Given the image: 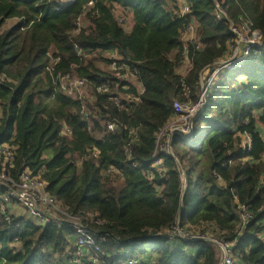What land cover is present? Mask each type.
I'll list each match as a JSON object with an SVG mask.
<instances>
[{
	"label": "trees",
	"instance_id": "trees-1",
	"mask_svg": "<svg viewBox=\"0 0 264 264\" xmlns=\"http://www.w3.org/2000/svg\"><path fill=\"white\" fill-rule=\"evenodd\" d=\"M89 1L0 0V75L7 77L0 83V145L16 148L11 178L18 182L29 168L42 175L47 192L72 214L104 221L95 229L109 235L103 245L107 261L124 254L148 256L155 264H217L209 243L158 236L180 220L184 228L204 227L228 241L237 239L240 264H264V45L252 49L243 69L218 77L193 138H174V157L159 156L164 170L159 173L152 167L157 133L173 118L174 100L197 101L200 72L225 56L233 35L215 19L213 0H93L95 6L88 8ZM179 1L191 7L185 19L175 16ZM220 1L231 19H251L264 42V0ZM115 6L131 18L129 31L117 23ZM83 14L86 26L74 35ZM9 20L17 23L4 29ZM189 22L202 48L194 51L188 44L193 67L183 77L178 67ZM75 45L84 55L97 52L98 58L78 56ZM49 50L60 57L57 72L94 84L105 80L97 66L106 61L105 54L131 59L144 90L141 101L124 113L107 96L98 97L88 104L87 124L81 102L56 90L45 72ZM113 118L120 121L115 133L107 130ZM133 128L138 131L134 141ZM244 133L251 135L249 151L241 148ZM130 142L128 159L124 147ZM93 148L100 151L97 159L88 155ZM110 167L121 176L106 177ZM5 190L0 187V195ZM1 203L0 198V208ZM238 203L254 214L241 236ZM74 238L70 225H38L25 214L6 222L0 211V264H60Z\"/></svg>",
	"mask_w": 264,
	"mask_h": 264
},
{
	"label": "built area",
	"instance_id": "built-area-1",
	"mask_svg": "<svg viewBox=\"0 0 264 264\" xmlns=\"http://www.w3.org/2000/svg\"><path fill=\"white\" fill-rule=\"evenodd\" d=\"M75 1V0H72ZM214 17L218 22L225 23L229 31L233 35V39L228 43L225 56L215 60L211 65L206 66L199 76V92L197 101H192L189 97L185 101L174 100L173 118L165 125V127L157 133L156 151L154 158L157 161L152 165L159 173L164 172L162 165L163 160L159 158L161 154L174 157L172 143L175 137L183 140H191L195 133V121L198 115L203 111L209 92L215 84L218 77L223 73H232L244 68L246 61L252 54L254 47H263L264 42L261 33L255 28L251 19L240 18L237 22L230 18L227 10L220 0H213ZM95 2L90 0L87 4L88 8H93ZM175 16L179 19L191 13V7L184 1L176 4ZM114 14L117 23L125 28L126 31L132 29L131 18L118 6L114 8ZM84 14L75 22L74 35L81 33L86 26L84 23ZM182 42L184 48L179 59L178 73L185 77L192 69V58L188 44L191 43L194 51L202 48L197 40L196 26L193 22H189L183 32ZM78 56L83 58H98V53L85 54L83 50L75 45ZM108 68L105 72L104 79L99 84H94L89 79L78 77L72 72H57V66L60 63V57L56 56L52 50H49L47 57L49 62L45 68V72L51 75L52 82L56 90L62 92L66 96L81 102L82 107L80 114L84 121L90 123V110L88 104H93L98 97L107 96L111 104L119 111L129 113L132 107L141 101L143 87L138 81V69L129 58H124L117 53L105 54ZM182 69L184 72H181ZM57 72V73H56ZM7 81L5 75H0V83ZM135 87L136 91H132ZM2 113L0 111V118ZM119 119L113 118L107 124V130L115 133L119 128ZM127 130L128 127L124 126ZM63 133L70 134V130L64 127ZM137 129L129 130V135L134 141L137 136ZM241 148L243 151H249L251 148L250 133L241 134ZM16 148L12 145H0V187L6 190L0 195L1 208L0 211L6 222L12 221L14 214L27 215L28 218L34 220L38 225L53 224L58 227L70 225L74 227L75 238L69 242L66 247L65 254L60 264H155L154 259L148 256L126 257L115 260L111 257V261H107L108 254L103 245L110 241L108 234H99L95 227L105 225L104 221L96 218L95 215L89 214L87 218L82 215H74L69 208L64 206L56 197L50 195L47 190V183L41 174H34L29 168L22 171L19 181L16 182L11 178L10 170L15 166ZM125 154L128 159L132 155V142L124 147ZM89 157L97 159L100 151L97 148L91 149L88 153ZM83 158L80 159V164ZM230 164L233 163L231 160ZM137 167V165H134ZM120 172L115 167H110L105 171L106 177L118 176ZM221 181V177L216 175ZM180 182L182 190L186 189V174L181 169ZM10 207L11 209L7 210ZM237 214L239 215L240 225L237 230V236H241L245 231L248 223L254 214L245 204H237ZM88 222V223H87ZM18 226V224H16ZM166 236L169 239H180L188 243L205 242L214 246L217 251V264H240L239 259L234 253L237 239L228 241L221 237L218 233H212L202 228L187 229L182 227L180 220L168 230L158 233V236ZM264 239V233L261 236ZM117 240V239H116Z\"/></svg>",
	"mask_w": 264,
	"mask_h": 264
},
{
	"label": "rangeland",
	"instance_id": "rangeland-1",
	"mask_svg": "<svg viewBox=\"0 0 264 264\" xmlns=\"http://www.w3.org/2000/svg\"><path fill=\"white\" fill-rule=\"evenodd\" d=\"M10 25V22H8L7 24H6V27H4V29H6L8 26ZM97 66H98V68L101 70V71H103V72H106V70H107V68H108V63L106 62V61H104V60H99L98 62H97ZM181 72H184L182 69H179Z\"/></svg>",
	"mask_w": 264,
	"mask_h": 264
},
{
	"label": "crops",
	"instance_id": "crops-1",
	"mask_svg": "<svg viewBox=\"0 0 264 264\" xmlns=\"http://www.w3.org/2000/svg\"><path fill=\"white\" fill-rule=\"evenodd\" d=\"M8 22H10V25H9L7 28H9V27H11L12 25L16 24V23H17V20H9V21H7V23H8ZM7 23H6V24H7ZM5 27H6V25H5ZM7 28H6V29H7ZM20 213L23 214V211L21 210Z\"/></svg>",
	"mask_w": 264,
	"mask_h": 264
}]
</instances>
